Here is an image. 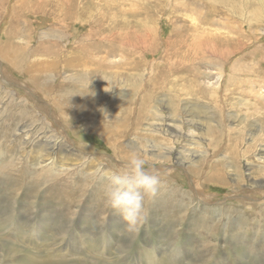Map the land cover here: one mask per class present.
Wrapping results in <instances>:
<instances>
[{
	"label": "rangeland",
	"instance_id": "1",
	"mask_svg": "<svg viewBox=\"0 0 264 264\" xmlns=\"http://www.w3.org/2000/svg\"><path fill=\"white\" fill-rule=\"evenodd\" d=\"M7 44L0 264H264V0H0ZM37 84L102 86L100 114L42 129ZM133 154L161 186L127 233L101 174Z\"/></svg>",
	"mask_w": 264,
	"mask_h": 264
},
{
	"label": "bare ground",
	"instance_id": "2",
	"mask_svg": "<svg viewBox=\"0 0 264 264\" xmlns=\"http://www.w3.org/2000/svg\"><path fill=\"white\" fill-rule=\"evenodd\" d=\"M92 36H94V35H92ZM92 36L91 37L86 36V37L89 39H93ZM204 36H205V34H204ZM12 49H13V46L9 45V44H7L6 46H3L2 48L0 47V62L6 61L10 65L14 66L15 68L20 69L19 67H21L23 65V62H21V60L16 61L17 52L13 51ZM15 50H16V48H15ZM1 65L2 64H0V74H3L4 69ZM30 66L31 67H28L27 69H33L36 67H40V65H35V64H31ZM15 87H17L19 89H23L25 96L27 97V98H24L22 101L23 106L31 107L33 105L34 106L39 105V106L43 107V108L42 107L41 108H42L43 113L45 115L44 118L40 119L41 117H39V114H37V113L32 114V116H33L34 120L40 119L43 123L42 129H45L48 131H49L50 127H48L47 125L45 126V124H44L45 121H47L49 124H52V123L57 124L59 126L60 131L63 134H65V132L67 131V128H65L63 126L64 121H62V120H65L66 122L72 123V122H74L73 119H75V120L77 119V115L79 113H83L86 116L96 115L98 113L100 114V111L98 110V108L101 106L100 104H101L102 97H103L100 95V93H101L100 91H101L102 86L101 87L100 86H80V87H78V86L73 87L72 86V88H70L68 86H58V88H57V86H40L39 84H37L36 86H15ZM6 94H8L7 96H9L11 99L13 98V95L8 93L7 91H6ZM131 95H132L131 98L134 97L133 94H131ZM129 97L130 96H126V98H127V99H125L126 102H128ZM22 110H24V109H22ZM55 111L60 112L59 116L55 113ZM122 111H124V110H122ZM73 114L75 115L74 117H72ZM20 115L26 116L27 114L24 112H21ZM98 132L100 134H102V136L106 135L105 130H98ZM28 153L31 154L32 149L30 151H28L26 154H28ZM42 163L43 164L40 165L42 170L53 169L56 165L55 164L56 163L55 157L52 156L48 159H45ZM125 165L126 164H116V166L114 167V170L120 171V170H122V168ZM260 165H261L260 166L261 168L259 169V175L264 176V161L261 162ZM51 173H53V172H51ZM220 180H221L220 176H215V177H207L206 176L205 184L204 183H197V188H196L197 190H195L196 199L201 203H206V201H208L209 199H208V196H203L205 188L207 186H209V184L210 185H212V184L215 185L216 183L221 184Z\"/></svg>",
	"mask_w": 264,
	"mask_h": 264
},
{
	"label": "clouds",
	"instance_id": "3",
	"mask_svg": "<svg viewBox=\"0 0 264 264\" xmlns=\"http://www.w3.org/2000/svg\"><path fill=\"white\" fill-rule=\"evenodd\" d=\"M146 161L133 154L120 171H105L101 178L106 181V204L124 222L127 233H137L142 226L145 197H155L161 180L146 170Z\"/></svg>",
	"mask_w": 264,
	"mask_h": 264
}]
</instances>
